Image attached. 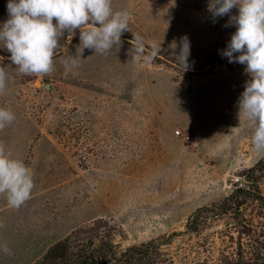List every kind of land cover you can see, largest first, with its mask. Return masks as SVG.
<instances>
[{"label":"rangeland","instance_id":"rangeland-1","mask_svg":"<svg viewBox=\"0 0 264 264\" xmlns=\"http://www.w3.org/2000/svg\"><path fill=\"white\" fill-rule=\"evenodd\" d=\"M258 1L0 0V264H264Z\"/></svg>","mask_w":264,"mask_h":264},{"label":"trees","instance_id":"trees-1","mask_svg":"<svg viewBox=\"0 0 264 264\" xmlns=\"http://www.w3.org/2000/svg\"><path fill=\"white\" fill-rule=\"evenodd\" d=\"M256 6L261 11L262 14H264V0H260L256 3ZM69 13V10L66 11V14ZM99 24L98 22H83L80 25L84 24ZM62 32L66 35L69 34L68 24L67 22H63L62 25ZM140 46H143L147 49L156 50L155 47H150L149 45H146L145 43H139ZM172 61V60H170ZM175 63L174 61H172ZM210 68L205 70V74L210 73ZM258 127L261 131V135L264 136V94L261 97V101L259 104V115H258ZM244 178L246 179L247 183L249 184L247 188H243L241 186H236L233 191L228 194L224 202H231L235 203V209L236 212L239 210V207L241 204L245 203L246 199H250L252 201H262L264 203V198L260 193L258 181L260 178L264 177V156L260 158L257 162H255L252 166L246 168L243 171ZM243 195V197H241ZM205 208V207H203ZM199 208L197 209V212L200 211ZM70 240V236L64 238L61 242L56 243L54 246H52L46 255L43 257L41 261H39L36 264H69L70 256L68 254V243ZM241 247V244H240ZM137 247L131 246L128 249H126L123 252V255H127L129 258L132 256V252L136 250ZM115 253V251H113ZM78 258L80 261V264H104L110 262L109 260H106L107 253L106 252H92L89 254H85V252L78 253ZM261 258L260 252L255 251H243L242 256L240 257L239 263H246V264H256L251 263L252 259ZM64 260V262H62ZM71 264V263H70Z\"/></svg>","mask_w":264,"mask_h":264},{"label":"built area","instance_id":"built-area-1","mask_svg":"<svg viewBox=\"0 0 264 264\" xmlns=\"http://www.w3.org/2000/svg\"><path fill=\"white\" fill-rule=\"evenodd\" d=\"M175 134L180 137L184 142L193 144L196 141V137L191 131L175 129Z\"/></svg>","mask_w":264,"mask_h":264},{"label":"crops","instance_id":"crops-1","mask_svg":"<svg viewBox=\"0 0 264 264\" xmlns=\"http://www.w3.org/2000/svg\"><path fill=\"white\" fill-rule=\"evenodd\" d=\"M204 6V5H203ZM207 24V25H206ZM206 24H205V27L207 28L208 27V25H209V22H206ZM163 46V45H162ZM164 47V46H163ZM169 52H174V50L173 49H169L168 50Z\"/></svg>","mask_w":264,"mask_h":264}]
</instances>
